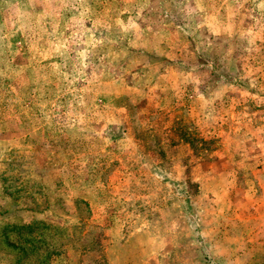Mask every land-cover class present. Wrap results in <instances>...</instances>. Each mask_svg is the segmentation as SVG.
Wrapping results in <instances>:
<instances>
[{
  "label": "rangeland",
  "instance_id": "374dc122",
  "mask_svg": "<svg viewBox=\"0 0 264 264\" xmlns=\"http://www.w3.org/2000/svg\"><path fill=\"white\" fill-rule=\"evenodd\" d=\"M0 264H264V0H0Z\"/></svg>",
  "mask_w": 264,
  "mask_h": 264
}]
</instances>
